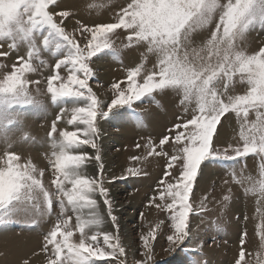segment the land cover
<instances>
[{"label": "snow or ice", "instance_id": "6c2138e0", "mask_svg": "<svg viewBox=\"0 0 264 264\" xmlns=\"http://www.w3.org/2000/svg\"><path fill=\"white\" fill-rule=\"evenodd\" d=\"M54 4L56 0H0V47L5 43L16 51L21 46L27 47V59L23 55L17 56L19 67L14 64L12 71L0 79V136L8 139V132L20 124L26 109L44 110L42 103L29 94L30 81L26 78L27 73L36 71L33 60L42 52L57 57L56 71L47 81L51 102H84L83 106L71 108L68 124L77 127L71 131L61 130L59 140L53 136L57 132L56 123L52 124L49 137L54 149L55 179L51 181L54 192H50L39 178L44 175L42 170L37 173L31 162L21 163L19 155L5 153L4 166L0 167V223L20 212L27 213L29 209L41 217L50 216L55 199L59 215L55 227L44 237V251L51 246L48 264H112L124 256L125 248L118 234L99 230L91 235L86 233V229H99L103 224V218L96 213L88 219L82 215L84 209L97 207V195L103 197L117 233L118 225L102 179L103 165L96 176H88L83 171L89 159L100 161V156L89 157L86 151L76 150L83 146L97 149L98 115L108 117L114 110L118 112L125 108L134 111L135 102L147 97L158 103L154 99L155 93L171 92L180 97L179 103L185 106V112L194 105L190 118L169 130L175 131L174 137L165 136L159 141L161 146L170 139L174 144L182 145L167 164V168H173L176 161H181L182 170L174 178L175 182L167 183L160 192V200L165 196L171 199L166 205L173 228V234L167 236L169 244H184L189 236L192 215L190 194L202 164L237 161L249 155L264 161V47L247 54L237 45V41L255 25H264V0H130L117 14L115 22L83 28V32L90 34L83 47L61 26L63 20L57 22L54 19V16H69L67 11L50 10ZM214 20L215 28L197 44L193 34L206 29ZM118 29L127 34L129 46L146 45L147 52L154 54L156 61L153 70L142 81L138 79L143 71V65H140L128 70L126 81L114 83V98L105 111L100 109V101L89 87V80L94 75L90 62L105 52L118 57L119 53L109 40V34ZM7 55V52H0V56ZM39 64H44L43 59H39ZM62 67L67 70L66 79L60 75ZM236 77L239 83L247 85L244 94H229ZM125 83L126 87L122 88L121 84ZM66 110L62 109V112ZM227 113H234L240 125L241 144L229 146L231 155L229 148L221 152L212 146L217 126ZM250 114H254L255 119L250 120ZM152 152L148 154L152 155ZM156 155L167 153L160 151ZM260 168V175L264 177V163ZM127 173L137 176L139 170L129 168ZM170 175L166 172V176ZM248 191L264 197V178ZM68 209L75 215V231L80 233L78 243L72 241L74 230L69 228L72 217L65 216ZM155 239V228L141 237L146 249L142 255L147 260L152 258L150 240ZM243 243L241 238V245ZM244 261L245 252L241 249L237 264ZM118 264H124V261L119 260ZM137 264H146V261Z\"/></svg>", "mask_w": 264, "mask_h": 264}, {"label": "rangeland", "instance_id": "374dc122", "mask_svg": "<svg viewBox=\"0 0 264 264\" xmlns=\"http://www.w3.org/2000/svg\"><path fill=\"white\" fill-rule=\"evenodd\" d=\"M129 2L130 0H56V4L50 6V10L69 13L67 18L54 16V19L57 22L63 20L61 26L65 27L66 32L83 47L90 38L89 33L82 31L83 28L115 22L117 14ZM216 20L206 29L193 34L197 44L210 35L215 28ZM109 40L119 53L118 57L105 52L90 62L94 75L89 80V87L100 101V109L105 111L114 98L115 90L112 88L114 83L126 81L128 70L140 65H143V71L138 79L142 81L143 77L153 70L156 61V56L147 52L146 45L129 46L127 34L122 29L109 34ZM237 45L247 54H253L264 47V25H255L243 39L237 41ZM0 52L8 53L7 56H0V79L12 71L14 64L19 67L17 56L23 55L27 59L26 46H21L16 51L9 49L5 43L0 47ZM39 59H43V65L39 64ZM56 59V56L42 52L38 59L33 60L36 71L26 74L30 81L29 94L42 103L44 110L26 109L25 115L20 118V124L13 126L8 132V139L0 136V167L4 166L5 153L19 155L21 163L31 162L37 173L41 170L44 172L43 177L39 178L50 192L55 191L51 183L55 179L52 168L54 149L51 147L49 137L52 124L56 123L57 132L53 136L59 140L61 130L71 131L77 127L68 124L71 108L84 104L83 101L57 104L51 102L50 94L47 92V81L56 71L54 69ZM59 71L66 79L67 70L62 67ZM117 74L120 75L115 76ZM121 87L125 88L126 83L121 84ZM220 87L222 88V83ZM246 89L247 85L239 83V78L236 77L234 84L229 88V94H244ZM160 94H154V99L158 103L145 97L133 104L134 111L125 108L118 112L114 110V114L108 117L98 115L96 120L98 133L95 140L97 149L83 146L82 149L76 150L86 151L89 157L100 156V161L89 159L83 171L88 176H96L100 174V165H103L102 179L105 188L108 189V196L112 201V214L116 216L118 225L117 233V228L108 216L103 197L97 195L95 197L97 207L84 209L82 215L88 219L96 213L103 218V224L99 229H86V233L91 235L92 232L99 230L120 236L125 255L118 257L112 264H118L119 260H123L124 264H137L138 261H146V264H237L241 249L245 252L243 264H264V197L248 191L254 183L264 178L260 175V166L264 161L254 155L237 161H207L202 164L190 194L192 215L189 218V236L184 244H169L167 236L173 234V228L171 213L166 205L171 203V199L165 196L164 200H160V192L167 183L175 182L174 178L182 170L181 161H176L175 167L167 168L169 158L178 154L182 145L174 144L170 139L167 144L161 146L159 141L165 136L174 137L175 131L169 130L173 129L175 124L189 119L194 105L189 106L188 112H185V106L179 103L180 97L174 94L173 103H167V106L162 107L163 96ZM62 109L67 110L62 112ZM169 109L174 112L173 117L170 115L168 123L162 125L166 119L164 114ZM157 111L160 112L162 119L158 120L159 125L156 128L162 125L163 130L159 134H154L152 133L154 125H151L150 121L155 118ZM249 119H255L254 114H250ZM125 127L132 129L131 135L125 136ZM239 131L240 125L235 114H225L213 136V148L223 152L230 145L236 147L241 144ZM160 151L166 152L167 155H156V152ZM149 152H152V155H149ZM228 154H233L231 148ZM134 157L139 159H133ZM129 168L138 169L139 175H128ZM166 172H170L171 175L166 176ZM161 180L164 181L163 184L160 183ZM40 203L43 204L42 198ZM58 215L59 208L54 199L53 212L50 216L41 217L29 209L27 213L20 212L6 218L4 223H0V247L8 245L23 247L32 243L31 249L19 251L13 257L14 263L48 264L51 246L47 252L44 251V237L55 227ZM65 216L72 217L69 228L74 230L72 241L78 243L80 233L75 231V215L68 209ZM153 228L156 229V239L150 240L152 258L147 260V257L142 255L146 249L141 237ZM241 238L244 240L243 245ZM100 242L102 244V238ZM10 258V254L4 257L0 255V264H12Z\"/></svg>", "mask_w": 264, "mask_h": 264}, {"label": "bare ground", "instance_id": "6f19581e", "mask_svg": "<svg viewBox=\"0 0 264 264\" xmlns=\"http://www.w3.org/2000/svg\"><path fill=\"white\" fill-rule=\"evenodd\" d=\"M78 5V4H77ZM79 6V5H78ZM74 10H76V9H74ZM77 11H78V9H77ZM80 13H78V15H79ZM118 73V72H117ZM120 74H117V75H115V76H119ZM109 77V76H108ZM112 76H110V78H111ZM116 79V78H115ZM161 96H163V97H161L162 98V103H163V106L162 107H165V106H167L168 104H172L173 103V101H174V94L173 93H171V92H166V93H163V94H160ZM173 100V101H172ZM168 103V104H167ZM172 109V108H171ZM171 109H169V110H167V113L169 114H167V113H165L164 115H166V119L164 120V123L162 124V125H164V124H167L168 123V117L171 115V117H173L172 115L174 114V112L171 110ZM173 112V113H172ZM161 114H160V112H155V118L154 119H151V125L153 124L154 125V127H153V131H152V133H154V134H159L162 130H163V126L161 125V126H159L158 128H156V126L157 125H159V122H158V120H161L162 119V117L160 116ZM170 120V119H169ZM170 124H171V121H170ZM172 125V124H171ZM168 126V125H167ZM166 126V127H167ZM155 129V130H154ZM165 129V128H164ZM128 130H130V131H128ZM132 129H130V128H128V127H125L124 128V132H125V136H127V135H131L132 134V131H131ZM150 163V162H149ZM148 163V164H149ZM32 246H33V244L32 243H30V244H28V245H26V246H23V247H14V246H11V245H8V246H5V247H0V251H2V252H0V255H1V257L3 256H5L6 254H10L11 255V258H10V261H11V263L12 264H15L14 263V261H13V257H15L16 256V254L19 252V251H27V250H29V249H31L32 248ZM10 264V263H9Z\"/></svg>", "mask_w": 264, "mask_h": 264}]
</instances>
